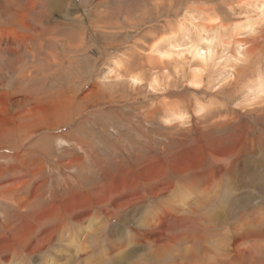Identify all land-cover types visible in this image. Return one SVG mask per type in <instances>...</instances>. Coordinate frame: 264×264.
I'll use <instances>...</instances> for the list:
<instances>
[{
    "label": "rangeland",
    "instance_id": "1",
    "mask_svg": "<svg viewBox=\"0 0 264 264\" xmlns=\"http://www.w3.org/2000/svg\"><path fill=\"white\" fill-rule=\"evenodd\" d=\"M247 1L0 0V264H85L70 233L46 239L52 222L74 226L83 211L65 212L72 193L83 204L119 180V197L147 194L144 207L118 214L109 199L100 203L116 215L106 232L127 241L160 199L148 195L151 185L209 169L214 175L175 203L198 237L193 246L140 264H264V93L257 99L246 88L258 66L264 72V17L248 12ZM251 16L254 31L237 50L231 31ZM201 28L225 40L215 41L217 56L241 58L227 78L209 65L195 88L189 55L160 58L156 50L184 45L185 36L199 42Z\"/></svg>",
    "mask_w": 264,
    "mask_h": 264
},
{
    "label": "bare ground",
    "instance_id": "2",
    "mask_svg": "<svg viewBox=\"0 0 264 264\" xmlns=\"http://www.w3.org/2000/svg\"><path fill=\"white\" fill-rule=\"evenodd\" d=\"M243 5L245 6L246 9H248V12H252V13L255 12V16L264 17V0H249L243 3ZM255 16L246 18L244 24L240 25L239 27L231 31V34L233 33L232 41H234V43L236 44L237 50L242 49L243 47L242 45L243 38H241V36L243 34H248L249 32L254 31V26L257 21L255 19ZM207 27L209 28V26H205V28ZM197 31L198 32L196 36L199 42L191 41L189 36H185L187 37L186 40H188V42L185 43L184 45L177 44L176 43L177 41H170L167 44L168 51L163 52L162 49L156 50L160 58L164 56L169 57L172 54H176L180 56L185 53L189 55L190 58L194 60L196 63V66L193 67L191 71V76L189 78V84H191L192 87H195V88H198L201 86L200 81H202L206 67H208L209 65H212V64H213L212 66L218 65L219 68L220 67L221 69L223 68V71L220 72L221 73L220 75H222L223 78H227V76L232 75L231 73H229V70H228L229 66H232V63L234 62H239L241 58L240 52H237L236 56H232V57L217 56L219 53L216 51L215 41H217L219 45L224 46L226 45L225 40H220V39L215 38L213 35L208 34L207 31H205L202 28L198 29ZM228 43L231 44L230 42ZM247 51L249 52L251 50L248 49ZM237 55H239L240 57ZM131 80L134 83H137L140 81L137 78H132ZM246 88L250 89L248 91V94L254 95L255 98L259 99L262 97V94L264 93V72L261 66H258L256 70V77L254 81L249 82V84L246 83ZM202 108L203 106L200 107L198 110L201 111ZM182 118H183V115L182 116L179 115L177 119H182ZM215 153H218V152H215ZM193 154L194 152H188V151L184 153V158L182 159L186 162L185 164L191 165L190 164L191 162L189 161V159L190 158L193 159L192 157ZM184 166L182 165L181 168L177 167L178 168L177 172L183 173L185 168L187 167V166L186 167ZM146 170L148 171L151 170V167H147ZM214 173L215 172L213 170L209 169L206 171L205 176H201L200 173H196V174L193 173L185 177H182L180 181H178L177 183L176 182L169 183L167 180H165V182H162V183L157 182L153 185L150 184L151 186L149 188L148 195L151 197H159L160 199L158 200L157 203L152 204V208H150L148 213L145 214L143 223L139 225L140 227H142V228H139V229H142V232L141 233L136 232L135 235L127 234L129 238L127 241L124 240L125 235H126L124 232H120L119 230L118 231L109 230L106 232V229H108L107 221L109 223V221L112 220V218H114L115 214L109 215V214L104 213L106 208L99 209L100 203L109 199L110 206H113V208L118 214L119 209H125V208L128 209L129 207L131 208V206H133L134 204L138 202L141 204L140 205L141 207L142 206L144 207L145 203L147 202L146 201L147 194L145 195L139 191H130L129 193L125 194L123 197H119V193L120 192L122 193L123 190L125 189V188L122 189L123 188L122 182L119 180L112 181L111 185H107L106 187H96L94 189L95 193H93L90 196L92 197V199L87 198V202L84 201L83 204L80 203L79 195L72 193L70 196L71 198H69L67 200V203L65 204V212L68 214H71L72 210H75L74 208H82L83 211L76 213L74 215V219H75L74 226L64 227L63 225L60 226V224L58 223L56 224L52 222V226L49 228L50 232L47 234L46 239H49V235L56 234V232H59L60 230L64 234L70 233V235L73 236L72 237L73 240L71 242L76 244L77 249L80 252L85 253V256L83 257L84 258L83 261L85 262V264H120V263L121 264L122 263L124 264L134 263L135 264L136 263L137 264L138 261L140 264V263L148 262L151 260L161 261L164 258V256L167 257V255H171V254L174 256L172 258H176V256L178 258L180 255L179 254L175 255L174 250L176 251L180 247V245L183 247L186 244H190V242L192 243V246H193V243H195V239H197L198 237L195 235L194 229H192L191 227L190 229H188V227H186V223L188 222L187 216L185 215L182 209L178 208V206L175 205V203L178 201L179 195L183 191H187L188 187L191 184H195V183L201 184L203 180H206L210 176L212 177ZM146 178L147 180L152 181L155 178V176L153 177V175L151 174L149 175V177H146ZM195 178L196 179L199 178V181H196ZM168 190H170L171 192L170 195L166 194ZM124 199H129V200L123 203H120ZM136 199L138 200L136 201ZM182 200H184V198H182ZM179 201L181 200L179 199ZM90 202H92L93 204L95 202L98 203L97 210L94 209L95 208L94 205L92 207L89 205ZM140 206L138 207L135 206L133 215H131L128 218L127 216L125 217L127 218L126 219L127 222H130L132 220L131 218L134 217V214L139 213ZM180 212L183 213V215L179 216L178 214ZM198 212H199V206L197 208L195 207L194 210L190 212L189 217L191 218V216H193L194 214ZM104 219H105V222L102 223ZM84 220L87 221L86 222L87 224L82 227ZM173 226H177L179 229L181 228L180 231L175 232V228H173ZM79 228H81V232L82 234L83 233L84 234L74 238L76 234L74 230L75 229L78 230ZM168 231H174L175 235L173 236L171 235L172 237H168L169 236ZM62 233H61V236H62ZM58 240L59 242L62 241L61 238H59ZM122 240H124L125 243ZM117 245H118V248L123 247V250L121 249L119 252H116L115 254L109 256L110 253L113 252V249L117 247ZM140 245H143V246H140ZM140 250L142 251V253L137 254V252H139ZM176 259H173L172 261H176ZM175 263L176 262H174L173 264Z\"/></svg>",
    "mask_w": 264,
    "mask_h": 264
}]
</instances>
